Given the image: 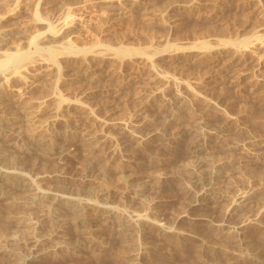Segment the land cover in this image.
I'll use <instances>...</instances> for the list:
<instances>
[{
    "label": "rangeland",
    "instance_id": "374dc122",
    "mask_svg": "<svg viewBox=\"0 0 264 264\" xmlns=\"http://www.w3.org/2000/svg\"><path fill=\"white\" fill-rule=\"evenodd\" d=\"M0 39L63 62L0 77V264H264V0H0Z\"/></svg>",
    "mask_w": 264,
    "mask_h": 264
},
{
    "label": "bare ground",
    "instance_id": "6f19581e",
    "mask_svg": "<svg viewBox=\"0 0 264 264\" xmlns=\"http://www.w3.org/2000/svg\"><path fill=\"white\" fill-rule=\"evenodd\" d=\"M39 21V20H38ZM50 25V24H49ZM49 27H52L50 30V32H48L46 35H45V38L43 39V41L41 42V44L43 43L44 44V42H51L52 40H54V39H56V37H58L59 35H60V32L58 31H56L55 29H53V26H49ZM54 28H55V26H54ZM1 40V39H0ZM38 43V42H37ZM30 44V43H29ZM17 46V45H16ZM47 46V45H46ZM12 47V46H11ZM23 47V46H22ZM42 48L44 47V46H41ZM37 48L36 50L37 51H33V52H26V51H21V49L19 50V47H18V50H16L15 52L14 51H12L11 50V52H9V51H7L6 49V52L5 51H1L0 50V77H2V76H4V75H6L7 74V72H6V70H8L7 68L9 67V66H11V65H13V71H12V73H14V74H16V75H19V74H21V71H20V65L21 64H23V62L24 61H31V62H33V61H35L36 60V58H37V55L39 56V55H41L42 57H43V60L44 61H42V62H39L38 64H40V66H41V68L40 69H42V67H44V70H48V74H52V73H55V75H57V72L58 73H60L61 74V70H62V66H61V62H62V60L60 59V58H58V52H57V50L54 48V47H52V45H48V47L45 49V50H42V48ZM4 48V47H3ZM3 48H2V50H3ZM6 48V47H5ZM10 48V47H9ZM69 48V47H68ZM11 49V48H10ZM14 49V48H13ZM23 49V48H22ZM73 49V48H72ZM72 49H67L66 51H64L63 53H66L64 56L65 57H69L68 55L70 54V53H72L73 52V50ZM28 50V49H27ZM115 50V52H116V54L118 55V56H121V57H124V55H126V49L125 48H115L114 49ZM80 52V51H79ZM78 52V53H79ZM77 53V52H76ZM139 53L140 54H143V55H149V53H148V51H143V50H141V51H139ZM37 54V55H36ZM73 54V53H72ZM78 55V54H77ZM80 55V54H79ZM82 55V54H81ZM77 57V56H76ZM79 57V56H78ZM80 57H82V56H80ZM66 58V59H67ZM65 59V60H66ZM63 63V62H62ZM33 64V63H32ZM43 65V66H42ZM63 65V64H62ZM23 66V65H22ZM27 66V65H26ZM25 66V67H26ZM46 66V67H45ZM22 68H24V66L22 67ZM26 70H27V68H26ZM10 73V72H9ZM42 73H38V74H36L37 76H34L33 77V80H31L30 79V76H29V80L28 79H26L25 80V87H28V86H30L32 83H28V81H40L42 78H40L39 76L41 75ZM44 75V77L46 76L45 74H43ZM86 76L87 77H92L88 72H86ZM85 76V77H86ZM43 77V76H42ZM47 77V76H46ZM2 78H4V77H2ZM1 78V79H2ZM32 78V77H31ZM27 83V84H26ZM2 100H4L5 101V99H2ZM7 100V99H6ZM4 101H1V102H4ZM5 103H6V101H5ZM1 104V103H0ZM6 104H9V102L8 103H6ZM5 104V105H6ZM2 105V104H1ZM0 105V106H1ZM3 107V106H2ZM25 118V117H24ZM23 118V119H24ZM36 121V115H33V114H31V115H27V117L24 119V120H22V122L24 123V124H26V125H31V124H34V122ZM22 124H16V127L17 126H19L14 132L16 133V135H18V134H21V131H19V129H21V126ZM5 126V125H4ZM3 126V124H1V126L0 127H4ZM29 133H31V135H30V137H31V146L32 147H35V145L32 143V141L33 142H35V140H37V142L39 141V140H41L42 138L41 137H38L40 134H39V132H36L35 130H33V129H31V131L29 132ZM89 169V168H88ZM91 169V168H90ZM214 171H216L215 169H213V170H211V172H212V175L210 176L211 177V181L213 182V183H216L217 182V180H218V176L217 175H214L213 173H215ZM6 173H4V170L2 169V168H0V187H2V189H3V187L5 186L6 187V185L5 184H7L8 183V181L6 180V175H5ZM202 177V176H201ZM7 182V183H6ZM21 186H23V187H26V186H29L27 183H23V184H21ZM13 192H15V191H13V190H11V194L13 193ZM26 196V195H25ZM49 197H52V199H54V200H49V202L50 203H48L47 205H49V207L50 208H53V205H55L54 203H56L57 202V200L56 199H60V198H62V196L61 195H59V194H55V195H53V196H51L50 195V193H48V192H41V191H37V192H35V193H31V195L30 196H28V198H29V200L28 201H30V203L31 202H34V201H47V200H38V199H41V198H49ZM246 198H245V196L244 197H242V201L243 200H245ZM16 201V200H15ZM242 201H241V203H242ZM244 202V201H243ZM240 203V202H239ZM79 204V203H78ZM74 205V204H73ZM72 205V206H73ZM55 207V206H54ZM233 207H234V205H233ZM94 210V211H92L91 212V210ZM72 212H74V214H72L73 216H74V221L76 222V226L79 228V229H81V230H83L84 232H85V229H87V227H91L92 226V224H93V221H92V219H90V217L88 216L89 214H98V215H101L102 214V216L103 215H105V217L107 216V217H112L114 214H115V212H117V211H115L113 208H110V207H108V206H105V205H103V204H100V203H96V202H87V203H83V204H79V205H77L76 206V203H75V205H74V207L72 208ZM97 210V211H96ZM235 210V209H234ZM53 211V210H52ZM71 213V212H70ZM105 213V214H104ZM119 215V214H118ZM230 216V215H229ZM93 218V217H92ZM94 218H96V216H94ZM93 218V219H94ZM99 218V217H98ZM100 219V218H99ZM74 222V223H75ZM75 226V227H76ZM76 227V228H77ZM77 228V229H78ZM91 229V228H90ZM89 230V229H88ZM80 231V230H79ZM78 231V232H79ZM91 231V230H90ZM87 232H89V231H87ZM90 234V233H89ZM83 236V235H82ZM89 236V235H88ZM86 237V236H85ZM88 238V237H87ZM93 240V239H92ZM80 241V240H79ZM85 242V241H84ZM38 245H39V243H35L33 246H31V248H30V251H29V255L31 256V258H33V256H34V254L36 253V251H37V249H38ZM29 249V248H28ZM37 253H38V251H37ZM27 254V253H26ZM28 255V254H27ZM28 255V256H29ZM27 256V257H28ZM25 258V257H24ZM31 258H28V259H31ZM27 259V258H26ZM25 264V263H24Z\"/></svg>",
    "mask_w": 264,
    "mask_h": 264
}]
</instances>
